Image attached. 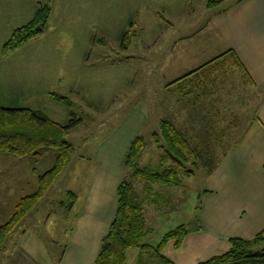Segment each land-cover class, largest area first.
Instances as JSON below:
<instances>
[{"label":"rangeland","instance_id":"374dc122","mask_svg":"<svg viewBox=\"0 0 264 264\" xmlns=\"http://www.w3.org/2000/svg\"><path fill=\"white\" fill-rule=\"evenodd\" d=\"M237 1L0 0L1 106L40 110L59 124L71 118L70 112L81 119L65 134L73 146L66 165L44 197L0 242V264H13L15 236L27 227L45 240L59 264L73 220L67 212L75 199L67 191L77 196L85 191L93 157L104 140L114 139L110 136L117 139L139 129L137 135L145 143L135 167L155 168L160 149L153 137L159 120L168 116L202 154L214 149L221 157L227 149L220 130L229 129V139L234 140L237 130L255 116L261 91L236 67L201 86L197 97L182 98L165 85L217 55L220 40L212 19ZM38 7L48 9L42 32L11 52L2 50L16 29L35 19ZM56 95L64 99L59 103ZM54 160L52 149L24 158L0 153V225L20 196L36 191V177ZM195 168L178 186L154 187L158 193L150 196L157 208L146 210L147 240L158 241L178 224L192 227L207 175V169ZM133 169L126 168L124 175ZM133 184L140 190L137 181ZM22 264L32 263L22 258Z\"/></svg>","mask_w":264,"mask_h":264},{"label":"crops","instance_id":"0c3cea01","mask_svg":"<svg viewBox=\"0 0 264 264\" xmlns=\"http://www.w3.org/2000/svg\"><path fill=\"white\" fill-rule=\"evenodd\" d=\"M212 22L220 40L216 54L234 51L245 70L243 76L263 96L255 116L246 127L237 130L236 138L223 139L222 144L226 141L229 148L205 176L194 223L181 245L176 248L174 240L164 245L162 253L175 264H198L224 254L231 238L253 240L260 235L258 247L264 248V0H239ZM142 113L146 119L147 111L143 109ZM134 131L129 136L125 132L117 139L110 136L114 139L104 140L93 157L85 191L77 196L68 190L75 195L67 212L73 220L59 264H94L116 214L122 161L130 141L140 130ZM124 138L125 143L117 150ZM150 199L144 206L145 217L148 207L157 208ZM147 237L148 234L143 242L153 245L161 239L149 241ZM15 241L14 255L19 257L13 259V264H22V258L32 264H55L45 240L31 227L17 234ZM136 254L137 248L128 249L126 264H135Z\"/></svg>","mask_w":264,"mask_h":264},{"label":"trees","instance_id":"16d2710c","mask_svg":"<svg viewBox=\"0 0 264 264\" xmlns=\"http://www.w3.org/2000/svg\"><path fill=\"white\" fill-rule=\"evenodd\" d=\"M47 10L46 7H38L35 19L16 29L2 50L11 52L28 39L40 34L46 21ZM229 67H236L242 73L245 71L232 50L217 55L165 86L166 89L173 88L172 90L182 98L189 99L194 95L197 97L195 91L205 84H212L218 73ZM56 97L55 100L59 103L64 99L58 95ZM69 114L71 118L66 123L59 124L40 110L0 105V153L24 158L40 156L46 149L55 152L53 166L37 176L36 191L20 196L8 220L0 225V242L5 240L17 224L22 222L25 214L44 197L71 157L73 146L66 140L65 134L75 128L81 119L76 118L73 112ZM220 131L221 142L224 138L227 140L231 133L229 129ZM188 137V133L182 132L170 117H162L158 123V132L153 137L160 149L159 164L155 168L135 167V161L145 141L141 134L131 141L122 161L123 171L117 187L116 214L106 236L102 239L94 264H126L127 251L132 247L137 248L135 264H175L164 256L162 249L170 240H174V246L178 248L187 235L189 227L183 224L177 225L166 231L156 245L143 242L150 233V228L146 224L144 206L152 193H158L154 187L178 186L182 178L193 176L192 166L207 169L208 175L218 164L220 157L217 158L214 149L202 154L201 148L192 144ZM227 145L225 149L229 148ZM223 154L225 152L220 156ZM126 168L133 169L127 176L124 175ZM133 181H137L140 190ZM67 194L75 198L70 191ZM261 240L260 235L253 240L231 238L230 248L226 253L213 256L198 264H264V248L258 247Z\"/></svg>","mask_w":264,"mask_h":264}]
</instances>
